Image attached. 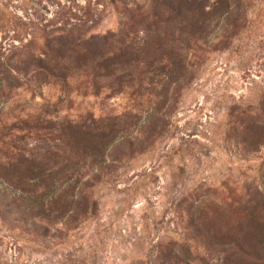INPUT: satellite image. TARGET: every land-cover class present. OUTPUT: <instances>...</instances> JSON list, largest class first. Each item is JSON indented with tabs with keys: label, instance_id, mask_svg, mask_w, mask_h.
I'll return each mask as SVG.
<instances>
[{
	"label": "rangeland",
	"instance_id": "rangeland-1",
	"mask_svg": "<svg viewBox=\"0 0 264 264\" xmlns=\"http://www.w3.org/2000/svg\"><path fill=\"white\" fill-rule=\"evenodd\" d=\"M189 1L0 0V264H264V0Z\"/></svg>",
	"mask_w": 264,
	"mask_h": 264
},
{
	"label": "trees",
	"instance_id": "trees-1",
	"mask_svg": "<svg viewBox=\"0 0 264 264\" xmlns=\"http://www.w3.org/2000/svg\"><path fill=\"white\" fill-rule=\"evenodd\" d=\"M221 2V1H220ZM219 3V6L222 5V3ZM181 3L184 5L186 11L185 12H194L196 9L193 7L192 2L189 0H181ZM173 10V9H171ZM200 15L197 13V21L199 22L200 20L207 19V15H209V11L206 12L204 10H200ZM40 127V128H39ZM106 127V126H104ZM111 131L114 128V125L111 126ZM21 129V128H31L34 130H39V129H46V130H51L52 131H57L60 136H62L64 139H67L68 142H74L76 146H80L82 142L84 141L85 138L90 139V137H94V132H97L98 128L102 127H94L97 128L96 130L90 127V125H87L86 123L82 121H70V120H62V121H57V120H46V119H41L40 117H36L34 119H22L19 120L18 123H11L9 127L7 128V133H10V130L12 129ZM109 133V134H110ZM97 134H95L96 136ZM21 140H25V136H20ZM83 138V141H82ZM60 156V155H59ZM58 154L52 156V154L47 155L46 151L43 154L42 158L39 157H26L24 154H18L14 161L12 163H8L9 167L12 169V172L10 173L11 169L10 168H4L3 165L0 163V170L3 169V171H6V174L4 177H12L15 178V181H19V174L17 175L16 172H19L20 167H25V171L30 175L29 177L27 176V179L33 178V175H39V179L42 180L45 178V175L41 172H37L36 168H38L40 165H43L45 163V160L51 161L52 159H55L59 157ZM16 169V171H15ZM15 171V173H13ZM31 177V178H30ZM55 182V181H54ZM53 182V185H54ZM42 198H44V194L42 195Z\"/></svg>",
	"mask_w": 264,
	"mask_h": 264
}]
</instances>
